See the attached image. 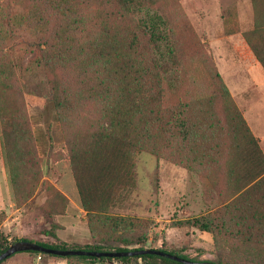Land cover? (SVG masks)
I'll return each instance as SVG.
<instances>
[{"label":"trees","instance_id":"obj_1","mask_svg":"<svg viewBox=\"0 0 264 264\" xmlns=\"http://www.w3.org/2000/svg\"><path fill=\"white\" fill-rule=\"evenodd\" d=\"M5 1L14 7L0 11V123L15 200L19 205L26 203L42 182L41 160L19 89V75L4 50L19 38L20 31L31 36L27 44L38 52L27 72L39 71L38 83L45 86L63 126L93 241L83 248L35 243L63 250L145 249L148 233L140 230L138 219L109 214L124 194L136 187L135 155L168 154L176 164L192 170L191 156H199V150L212 144L218 166L223 164L229 171L240 195L218 212L188 219L185 224L212 234L217 249L218 234L231 236V257H225L222 249L213 263L264 264V152L214 65L211 73L217 94L206 102L193 103V111L189 106H164L165 78L180 74L185 67L173 31L167 34L164 29L165 20L139 17L157 0ZM251 3L254 25L242 36L264 71V0ZM218 100L223 122L216 109ZM47 190L49 234L55 238L53 230L58 226L53 217L64 213L66 199L51 185ZM56 201L61 204L54 210ZM3 218L0 214V224ZM8 248V240L0 232V255ZM25 253L75 264H181L155 255L98 259Z\"/></svg>","mask_w":264,"mask_h":264},{"label":"rangeland","instance_id":"obj_2","mask_svg":"<svg viewBox=\"0 0 264 264\" xmlns=\"http://www.w3.org/2000/svg\"><path fill=\"white\" fill-rule=\"evenodd\" d=\"M13 7L5 0L0 1V11L7 12ZM139 17L165 20L164 29L167 34L173 31L183 58V72L168 74L164 80L166 108L189 106L193 111V103L206 102L217 94L211 73L214 65L227 87L231 88L234 101L246 121L252 124L254 135H259L255 125L261 120L256 115L258 110L264 109L261 92L240 83L241 78L256 76L260 68L242 36L254 25L251 0H157ZM231 31L235 32L230 34ZM31 39L29 34L19 31V38L8 43L4 50L19 75V89L41 160L42 182L29 201L22 205L16 202L5 165L0 123V214L4 217L0 232L7 238L9 247L28 240L83 248L93 244L88 216L81 206L66 135L55 107L45 86L38 83L39 71L27 72L38 55L27 44ZM216 109L223 122L219 100ZM260 146L264 152V143ZM197 154V157L191 156L194 169L190 170L176 164L168 154L157 157L149 152L137 153L134 158L136 187L124 194L122 202L109 214L138 219L142 226L140 230L148 233L145 249H164L192 260L216 262L222 249L225 257H231V236L218 234L220 249H217L212 234L188 227L185 222L218 212L240 194L235 192L229 171L223 164L218 166L212 144ZM47 185L53 186L66 199L64 213L53 217L58 226L53 230L55 238L49 234L52 227L47 216L50 196ZM59 204L55 202L54 210ZM133 248L139 246L130 247ZM48 260L47 257L39 259L37 254L24 252L15 254L2 264H46Z\"/></svg>","mask_w":264,"mask_h":264},{"label":"water","instance_id":"obj_3","mask_svg":"<svg viewBox=\"0 0 264 264\" xmlns=\"http://www.w3.org/2000/svg\"><path fill=\"white\" fill-rule=\"evenodd\" d=\"M24 252H37L45 255H53L58 257H92V258H110L118 259L123 257H134L141 255H155L163 258H168L170 260L179 262L181 264H215L209 261H192L179 257L174 254L166 253L157 249H143V250H134V251H86V250H63V249H52L44 247L38 243L31 241H19L11 245L5 252L0 255V263L10 259L17 253Z\"/></svg>","mask_w":264,"mask_h":264},{"label":"crops","instance_id":"obj_4","mask_svg":"<svg viewBox=\"0 0 264 264\" xmlns=\"http://www.w3.org/2000/svg\"><path fill=\"white\" fill-rule=\"evenodd\" d=\"M250 52H251V50H250ZM251 54H252V52H251ZM252 56H253V54H252ZM253 58H254L255 63H256L257 60L255 59L254 56H253ZM257 64L260 68L257 69L258 72H256L257 73L256 76L251 75V77L241 78L240 83L245 84L246 86H250L249 89L252 87L259 89L261 92V96H262L261 103H264V75H263L264 71H261L262 67L260 66V64L258 62H257ZM228 88H229L232 96L235 97V95L231 91V88L230 87H228ZM256 115L260 116L261 120H260V122L256 123V125H255L256 130L259 132V135H257L255 133V136H256L257 140L259 141L260 145H262L264 143V109H261V110L259 109ZM249 125H250L251 129L254 130L253 126L250 122H249ZM46 264H69V263L65 260L49 259ZM97 264H100V263H97Z\"/></svg>","mask_w":264,"mask_h":264},{"label":"built area","instance_id":"obj_5","mask_svg":"<svg viewBox=\"0 0 264 264\" xmlns=\"http://www.w3.org/2000/svg\"><path fill=\"white\" fill-rule=\"evenodd\" d=\"M39 259H41V256H39ZM114 264H117V263H114Z\"/></svg>","mask_w":264,"mask_h":264}]
</instances>
